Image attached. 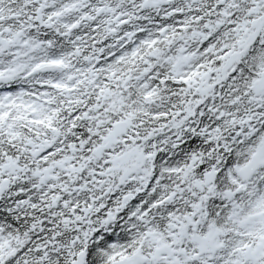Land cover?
I'll list each match as a JSON object with an SVG mask.
<instances>
[{"label":"snow or ice","instance_id":"6c2138e0","mask_svg":"<svg viewBox=\"0 0 264 264\" xmlns=\"http://www.w3.org/2000/svg\"><path fill=\"white\" fill-rule=\"evenodd\" d=\"M0 264H264V0H0Z\"/></svg>","mask_w":264,"mask_h":264}]
</instances>
